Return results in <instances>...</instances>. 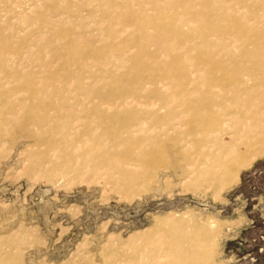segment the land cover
I'll return each mask as SVG.
<instances>
[{
	"label": "rangeland",
	"instance_id": "374dc122",
	"mask_svg": "<svg viewBox=\"0 0 264 264\" xmlns=\"http://www.w3.org/2000/svg\"><path fill=\"white\" fill-rule=\"evenodd\" d=\"M260 1L0 0V264H264V152L226 188L202 166L215 149L211 134L221 127L217 137L227 142L237 130L229 122L233 103L207 117L203 91L211 81L249 75L264 95ZM127 11L133 20L125 23ZM161 14L164 37L152 41L149 22L141 48L138 21ZM173 16L186 31L227 28L233 19L248 30L205 31L187 42L167 26ZM73 43L83 45L81 54ZM140 49L151 55L141 67L128 60ZM97 52L107 56L102 64ZM154 62L181 65L198 116L182 115V94L165 75L135 88L132 76ZM168 109L182 127L162 138L169 140L157 150L162 155L142 156L160 138L153 115ZM132 117L139 127L127 134L121 126ZM89 149L108 157L86 160ZM127 171L141 175L133 188L117 183ZM208 221L217 222L214 237Z\"/></svg>",
	"mask_w": 264,
	"mask_h": 264
},
{
	"label": "bare ground",
	"instance_id": "6f19581e",
	"mask_svg": "<svg viewBox=\"0 0 264 264\" xmlns=\"http://www.w3.org/2000/svg\"><path fill=\"white\" fill-rule=\"evenodd\" d=\"M147 1L158 3L160 0H147ZM171 1L173 2V0ZM234 1L239 2L240 0H234ZM104 2L105 3L103 5H108L112 3V0H104ZM254 5L255 6L258 5V3ZM252 16L258 17V12L253 13ZM123 17L125 23L131 22L133 20L132 14L129 11L125 12L123 14ZM166 20L167 17L161 14L160 19L142 18L138 21L139 22L138 36L140 38L139 46L141 48H143L144 43H148L147 41H149V37L143 33L144 25H147V23L149 22L153 24L154 28L156 29V34L152 38V41L158 42L165 35ZM167 26L168 27L170 26L171 29L176 30V33L178 34V36H180V39L186 36L187 42H190L196 36L203 38L205 36V31H209L213 35H225L227 33H241L242 31H245L247 29V27H243L238 22L237 19H233L227 28H223V27L221 28L217 23H210V24L207 23L205 27L203 26L201 28L202 31L201 30L186 31L185 27L187 25L174 16L171 17ZM111 34L113 36H117V34L114 33ZM176 41L177 40H174L170 43L172 47L178 45ZM126 43H127L126 46H129L128 43H130V41L128 40ZM3 45L4 47L7 48L6 41H4ZM72 47L77 52H79V54L83 52V45L80 43H73ZM113 49H116L113 52H121L122 55L126 54V51H124L122 48L114 47ZM105 50L107 52H110L108 50H112V49L106 48ZM140 50L141 51L139 54L130 55V57H128V60L135 62L139 67H141L144 64L148 56L151 57V55H146L143 49ZM6 51H8V49ZM104 53L105 51L102 52V54ZM102 54L97 52L99 64L100 63L102 64L107 57L106 55L103 56ZM182 72L183 71L181 65L175 68L171 66L169 63L154 62L152 68L149 69L144 68L138 70V72L134 76H132L131 80L135 88L142 91L145 90L148 86L154 85L156 83L155 77L157 75H165L169 77L171 83L174 84V87H176L178 91L182 94L183 97L182 103L179 106V108L182 109L183 111L182 115L185 113L192 112L194 116H198V112H197L198 104L193 102L192 100H189L188 96L186 95L188 93V88L185 84V80L182 81V79H179V77H182L184 75V72L183 74ZM248 77L250 76L246 75L243 78L235 77L233 78L234 81L232 82L214 80L211 81V85L206 90L203 91L206 96L205 99H203V103H205L208 107L207 117L214 118V116H216V113H214L213 108L215 107L219 108L222 105H225V103H229V102L233 103L236 109V112H234L235 114L232 115L233 121L229 119V122L236 127L237 129L236 132L233 135L231 134L232 136H229L230 138L229 141L227 142H225L222 137H217L221 127L216 132L212 133L211 142L214 143L212 145L215 146V149L214 150L210 149L211 150L210 151L208 148L207 150L208 153L204 156H205V160L208 161L209 164L208 166L205 164L202 165L204 168L208 167L211 170H214L215 177H212V179L214 178V180H218L220 186L223 188L229 186L232 183V181L237 178L239 171L242 168L248 166L252 159H254L256 156L264 152V122L262 119V113L264 111V99H263L264 95L259 94V90L262 85L257 84L255 86H252L251 79ZM17 81L19 84L22 83L23 82L22 77H18ZM211 89H216L218 93L210 91ZM122 94H123V98H127L128 91L126 88H124ZM112 96H109L107 100L112 99ZM158 115L159 114L157 112L153 115V117L157 120L156 122L157 126L155 130L161 133L159 134L160 138L157 136L154 137V139H152L154 140V142L152 143L149 150H146L142 147L141 149L142 156H146V155L152 156L154 154H157L158 153L157 150H159L160 147L165 146V144L169 142V140L167 139L166 141H163L162 138L163 137L166 138V136L169 135L168 132L170 130L175 131L178 128L182 127L181 125H178L175 122L180 115H176V112L174 110L168 109V111H166V113L163 116H158ZM33 120L37 121L38 123L40 121V119L38 120L37 118L35 119L33 118ZM138 121H139L138 117H132L127 122L123 123V125L121 126V130L127 134L132 133L134 131L133 130L134 128L139 127ZM224 124H226V121H223L221 123V126H223ZM186 125L194 127L195 123H186ZM105 126H106L105 123L101 124V127H105ZM34 140L38 142V140L36 139ZM173 142L174 141H172V143ZM206 145L207 143L204 144V146ZM184 147L185 146H183L182 148ZM106 156L107 155L104 154H98V152H96L94 149H89L83 155V158L86 160H93V159L103 160L104 158H106ZM135 162L137 163V160H135ZM189 166H191V164H189ZM191 174L192 176H198L200 175V172H193ZM140 176L141 175L133 173L131 171L122 172V176L117 180V183L121 185L124 182V185L128 186L127 188H133L136 180H138ZM215 224H217V222L216 223L211 222L210 224L207 223V231L211 235H213V237H214L213 231L217 228V225ZM186 230L189 231L191 229L190 227H187ZM200 233H201L200 229H195L194 231L192 230V238L197 243L199 239L202 237V234ZM211 242L213 243L212 244L213 246L209 245L208 247L209 251L215 249V240L213 241L211 240ZM177 252H180V249H178Z\"/></svg>",
	"mask_w": 264,
	"mask_h": 264
}]
</instances>
